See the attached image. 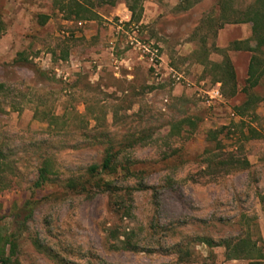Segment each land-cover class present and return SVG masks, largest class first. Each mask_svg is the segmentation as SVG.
Listing matches in <instances>:
<instances>
[{"label": "rangeland", "instance_id": "1", "mask_svg": "<svg viewBox=\"0 0 264 264\" xmlns=\"http://www.w3.org/2000/svg\"><path fill=\"white\" fill-rule=\"evenodd\" d=\"M61 1L0 0V245L9 254L13 241L11 264H264V78L240 116L245 94L210 97L205 65L227 54L242 87L250 52L226 48L251 23L219 28L220 0H143L137 22L124 2L83 19ZM108 145L118 169L101 176L133 187L122 219L120 198L65 185ZM240 240L228 258L224 241Z\"/></svg>", "mask_w": 264, "mask_h": 264}, {"label": "trees", "instance_id": "2", "mask_svg": "<svg viewBox=\"0 0 264 264\" xmlns=\"http://www.w3.org/2000/svg\"><path fill=\"white\" fill-rule=\"evenodd\" d=\"M143 0H62L61 10L68 13L66 18L74 16L75 18L93 19L97 16L94 11L95 6H101L104 4L114 5L117 2H124L131 12L130 21H139L142 12ZM219 14L217 16L218 26L221 27L225 23H239L250 22L251 23V36L244 40H236L232 43L231 47L237 50H247L251 52V56L247 67V77L245 84L240 89L237 86L236 74L234 66L227 54H223L222 59L219 62L206 61V66L209 67L211 75L214 80L220 82L221 93L225 97H231L238 92H243L246 95V99L242 104L236 107L239 115H243L248 109L258 101V96L251 92V89L259 84L261 79L264 78V0H252L243 9H236L229 4L228 0H220ZM41 23H44L48 16L42 15ZM5 24L0 18V34L4 31ZM2 84L0 83V88ZM117 151H113L109 145L105 148V153L100 163H92L86 167L84 178H68L65 185L69 188H79L82 191H89L92 188L102 192H107L111 197L116 196L120 200H113L112 204L116 205V211L125 209V215H122L121 219L129 214L128 208L123 207L124 201L130 198V187H119L114 184L113 181L107 180L101 176V174H113L117 172L118 167L114 164V159ZM127 170V169H126ZM50 172L46 164H43L39 168L37 179L34 181L35 186H41L48 180V173ZM34 201L27 200L24 204L27 208H32ZM10 253H5L4 245H0V264H11V256L14 252V243L9 240ZM128 243L129 242H125ZM205 243L211 245V239H205ZM224 245L228 251V258H236L241 256V252L244 250L246 244L244 240H240L235 244H231L228 241H224ZM247 250V249H245ZM230 252V253H229ZM246 254H249V249ZM248 264H257L256 262H249Z\"/></svg>", "mask_w": 264, "mask_h": 264}, {"label": "crops", "instance_id": "3", "mask_svg": "<svg viewBox=\"0 0 264 264\" xmlns=\"http://www.w3.org/2000/svg\"><path fill=\"white\" fill-rule=\"evenodd\" d=\"M240 23V22H239ZM225 24H229V23H225ZM224 25V24H223ZM222 25V26H223ZM221 26V27H222ZM221 27H219V28H221ZM251 36V26H250V34H249V36H247V37H245V38H242V39H237V40H244V39H246V38H249ZM234 41H236V40H234ZM234 41H232V42H230L229 44H228V46H227V48L226 49H232V50H237V49H233L232 47H231V45H232V43L234 42ZM240 50H242V49H240ZM245 51H247V50H245ZM248 52H250V51H248ZM250 56H251V52H250ZM229 57V56H228ZM230 58V57H229ZM249 59H250V57H249ZM231 60V59H230ZM232 62V61H231ZM249 62V61H248ZM247 67H248V65H247ZM234 70H235V68H234ZM236 74V73H235ZM262 80V79H261ZM237 82V81H236ZM261 82V81H260ZM259 82V83H260ZM237 86H238V88L240 89L241 87H239V85H238V83H237ZM244 86V85H243ZM242 86V87H243ZM257 86V85H256ZM219 89V91H220V82H217L216 81V84L213 86V88L212 89ZM254 88V87H253ZM239 93H243V92H238L237 94H239ZM236 94V95H237ZM236 95H234V96H236ZM234 96H231V97H234ZM246 96V95H245ZM257 96V95H256ZM221 98H223V96H222V94H221ZM229 98V97H228ZM246 99V98H245ZM260 99H259V97H258V101H259ZM258 101H256V102H258ZM243 102V101H242ZM240 104H242V103H240ZM238 106V105H237ZM236 106V107H237ZM235 107V108H236ZM239 115V114H238ZM241 116V115H240Z\"/></svg>", "mask_w": 264, "mask_h": 264}, {"label": "built area", "instance_id": "4", "mask_svg": "<svg viewBox=\"0 0 264 264\" xmlns=\"http://www.w3.org/2000/svg\"><path fill=\"white\" fill-rule=\"evenodd\" d=\"M211 92H212V95H210V97L221 98V93H220L219 89H217V88L216 89H212Z\"/></svg>", "mask_w": 264, "mask_h": 264}]
</instances>
